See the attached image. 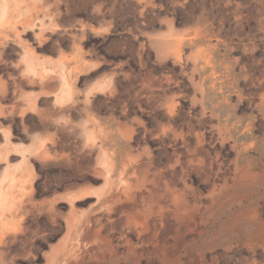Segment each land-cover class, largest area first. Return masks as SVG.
I'll list each match as a JSON object with an SVG mask.
<instances>
[{"label":"rangeland","instance_id":"obj_1","mask_svg":"<svg viewBox=\"0 0 264 264\" xmlns=\"http://www.w3.org/2000/svg\"><path fill=\"white\" fill-rule=\"evenodd\" d=\"M241 63L264 71V0H0V264H130L125 190L147 152L166 167L174 150L198 211L162 235L169 250L264 264V106L234 107L214 81Z\"/></svg>","mask_w":264,"mask_h":264},{"label":"bare ground","instance_id":"obj_2","mask_svg":"<svg viewBox=\"0 0 264 264\" xmlns=\"http://www.w3.org/2000/svg\"><path fill=\"white\" fill-rule=\"evenodd\" d=\"M26 24H25V26H26ZM15 26H16V24H15ZM24 30H26V29H24ZM9 36H11V35H9ZM29 51H30V49L26 50L25 52H29ZM30 56L33 58L34 54L30 53ZM31 57H29V58H31ZM70 61H72V60H70ZM26 63L28 64L27 61H26ZM34 65H37V64H34ZM34 65L31 68H33ZM2 82H4V81L2 80ZM170 111L172 112L173 109H170ZM211 111H210V114H211ZM176 114H177V112H176ZM218 129H220V128L218 127ZM194 134H195L196 139H197V144L195 147H192V148L189 147V149H188L192 153V155H195V153L198 152L199 147H202V142L204 141L201 133L194 132ZM173 135H174L175 139L180 138L181 140H184V137H185L182 132H176L175 130L173 131ZM45 146H46V144H45ZM45 149H46V147H45ZM141 154H143V153H141ZM180 154H181V152L179 153V152L174 150L173 156H170L168 158V166L166 165V167H165V166H162L161 164H159L155 160L153 154L150 153V151L147 152V155H148L147 159L146 160L140 159L141 161L137 164V167H135V169H136L135 173L139 175V178H137L136 184L132 185L129 181L127 182V183H130L129 185L133 186L134 189L132 187L128 186L127 189L125 190L126 201L124 202V204H122V206H123L122 213L124 214V218L126 219V226L128 227V230L135 232L138 235V238L140 239V242H138L136 244L132 243L129 239L126 240V244H127V248H128L127 252L132 255V258H134V261L131 262L130 264H141L142 258H144L146 256L149 257L150 259L155 258V260H157L159 262V264H184L183 258L180 254V251H179V248L177 247V245L175 246V244H174L173 250H169V249H171V247L169 246L168 240L166 238L162 237V235H165L166 234L165 232L168 230L171 232L172 239L176 240L181 229H182V225H183L184 221L188 218L190 219L191 217L194 218L195 215L197 214V211H198L197 200H195L196 202H194V204H192L185 197L183 190H182L183 191L182 193L179 192L180 188H178L179 185L176 182L177 181L176 179L178 178V179L185 181V179L183 177H184V174L186 173L185 168L183 167V163H182L183 160L181 159ZM190 161L194 162V159H192ZM129 166H131V165L128 164L127 166H125L124 170H127ZM239 168H240V166H239ZM243 170H244V168H243ZM180 172H181V174H180ZM250 175H251V173H250ZM246 178H248V177H245V179ZM181 180H179V181H181ZM184 186L185 187L188 186L186 181L184 182ZM192 191H195V190L192 189ZM2 196L3 195L1 194V198H2ZM195 199H197V197ZM14 202L13 203L11 202L9 204H7V203L5 204L4 202L3 203L5 204V207L10 209V211L13 213V217L17 218L21 214L22 207H17L14 204ZM4 204H3V206H4ZM0 208H1V206H0ZM1 220H2V214H0V222H1ZM170 220L172 221V223H170ZM14 222L15 221H13L12 225L17 226V223H14ZM103 226H104V224L102 222V217H98L96 219L94 226H93V229L95 230L93 232V235L94 236H100V233H101ZM2 237H3V235L0 236V242H2V240H1ZM10 237H12V236H10ZM124 237H126V236L124 235ZM103 239H104V237H103ZM107 240H109V239H107ZM81 242H83V241H81ZM83 243L85 245V240ZM176 243H177V241H176ZM92 245H96L98 247V249H100L102 252L113 250V249L110 250L108 248L101 247L100 242L97 240L92 242ZM149 245L152 246L153 250L150 249L148 251L145 249L146 246H149ZM1 247H3V246H1ZM72 249H73V247H72ZM83 251H85V250H83ZM69 253L70 252L64 254V259H67V257H70V256L72 258L73 253H70V254ZM4 255H6V254H4ZM59 256H61V255L56 256L55 264H56V262H58ZM78 256H79V254H78ZM63 264H64V262H63Z\"/></svg>","mask_w":264,"mask_h":264},{"label":"crops","instance_id":"obj_3","mask_svg":"<svg viewBox=\"0 0 264 264\" xmlns=\"http://www.w3.org/2000/svg\"><path fill=\"white\" fill-rule=\"evenodd\" d=\"M246 66L247 64L241 63L238 70H234V75L229 81L226 78L227 74H216L214 81L216 85L220 84L217 85V91L222 93L223 101L231 102L234 107H249L251 104L262 107L264 106V71L252 74L248 72ZM247 87H252L256 91L249 92Z\"/></svg>","mask_w":264,"mask_h":264}]
</instances>
